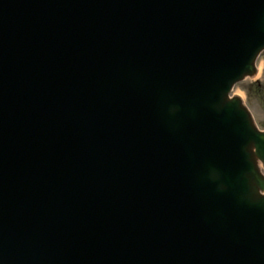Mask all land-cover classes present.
I'll list each match as a JSON object with an SVG mask.
<instances>
[{"label":"water","instance_id":"95a60500","mask_svg":"<svg viewBox=\"0 0 264 264\" xmlns=\"http://www.w3.org/2000/svg\"><path fill=\"white\" fill-rule=\"evenodd\" d=\"M77 1L83 9V13L82 17L76 22L70 17L72 16L71 11H75L73 4ZM227 1L213 0L214 6L223 8L222 14L226 22H228V19L224 3ZM177 2L178 0H152L151 3L145 2V8L142 10L149 12L152 16L153 14L163 15L159 19L165 22L164 25L167 24L168 28H165L164 25H157V28L165 31L174 30L171 38L172 42L179 40V38L182 39L183 44L174 42L172 44L173 48L166 50L165 46L167 44L158 35L153 36L155 40H150L147 37L139 41H133L132 33H127L131 26L121 16V5L129 7L128 4H130L139 8L141 6L140 0H0V162L7 159V148L9 146L16 147L18 144L17 140L14 144L5 145L11 139L9 137V127L17 123L21 124L24 121H27V123L20 129L21 140L24 138L37 145L42 143V149L52 145L47 150L51 153V160L47 163V167L50 168L55 178L64 181L77 182L84 178L81 183L87 185L86 181L88 182L87 178L81 177L76 170L68 169L64 165L61 155L66 149L71 151L67 153V157L72 162L79 161L84 164L81 174L90 167L94 170L93 174H97L99 177H104L111 167L113 172L117 164L124 167L127 162L117 160L124 156L126 152L135 149L139 142H143L146 146V148L144 147L145 157L152 155L147 140L151 137L161 138L164 128H167L170 124H174L179 128L180 126L176 125L175 121L182 113V109L178 107V102L175 99H172L171 103L161 101V109L163 110V112H160L161 121L149 122L152 117H155L154 114L149 113L145 119L142 118L141 114H139L140 117L135 112L138 104L133 95L143 99V103L148 102L149 97L145 94L146 88L138 90L137 87L140 85L138 80L148 79L147 82L154 83L152 86L154 89L156 86L164 85L158 83L162 82L163 77L166 78V73L174 75L176 71L174 83L167 85V88L180 95L187 81L192 82L196 75H199L198 73L196 75L189 73L190 66L189 71L170 67V65L175 64L172 63L173 60L177 61L189 57L188 54L182 55L181 45L189 51L191 56L196 48V43H198L197 38L186 34L183 36L177 27L179 23V11H175ZM236 3L237 0H231L232 5H236ZM244 3L243 12L238 16L236 24H230L229 32H220L218 39L228 37L229 34L238 36L226 41V44L232 47L231 51L235 50V54L233 55L231 51L221 47L223 51L221 57L230 56L232 62L220 66L221 77L214 85L220 87L219 103L217 104V98H215V102L203 104L206 109L202 111V115L205 125L208 126L214 119L215 107H219L222 112L225 110L231 111L229 113L231 121L227 123L226 129L229 130L227 134L233 139L231 141L233 152H236L238 146L245 144L239 131H243L245 126H248V129L249 126H253V129H249L252 132H247L248 140L252 137L247 150H249V153L252 152L250 160L252 163L254 162L255 168L249 171L248 175L243 174V172L240 173V180L244 179L241 182L248 184L249 181L247 180L250 178L249 184L257 186L258 183L262 184L264 182V175L261 172L260 165H258L260 161L264 165V131L257 128L242 99L239 96H229L232 85L247 76L253 77L256 75L255 62L257 54L264 49V0H244ZM85 8L88 9V12ZM252 9L256 10L258 16L255 23H252L250 18ZM208 12L202 6L196 9L193 8L190 11L194 16L207 17ZM91 17L104 22L103 30L105 33L104 36L98 34L99 41L95 48V54L91 56L92 64L88 67L86 63L79 62L80 58L76 54L78 52L73 57L61 38L63 37V30L79 31L81 28L78 23L82 24L83 21ZM192 19L196 30L206 29L207 19L202 17ZM70 22H74L76 25L72 23L71 26ZM131 23L134 26L132 21ZM148 29L152 34H156L151 28L148 27ZM106 32L109 37L118 38L121 41L126 35V40L130 45L124 47L122 42H118L117 45L112 44L110 50L101 49V45H106L105 41L108 40L105 37ZM235 32H238V35H235ZM25 35L27 37L23 41ZM29 45L34 46V48L30 47L33 49L32 53L34 54L32 60L28 57H21L16 61L9 60V54L17 55L24 46ZM51 50L55 52L53 59L48 58V52ZM240 51H243L247 57L241 63H239L237 57ZM177 54L179 55L176 56ZM46 60L48 64H45ZM52 60L54 61L52 62ZM46 80H49V82ZM53 82H57V88L52 87L51 89L48 85ZM17 86H20L18 97L10 96L11 91L16 95L18 94L15 90ZM76 86L79 88H75ZM71 90H73L74 95L79 97V101L84 103V106L88 109L92 108L90 111L94 110V114L89 118L86 128L80 127L72 130L76 124L75 119L81 112L74 110L72 113L74 105L70 103L72 101ZM189 91L187 99L184 101L189 106H187L188 111L194 115L197 113L198 108L194 107L195 103L198 102L199 105L201 103L198 101V96L194 95L193 89L191 88ZM206 92L210 93L209 91ZM220 100L223 101L222 104ZM21 102L25 105V111L33 109L42 113L40 117H44L41 123L43 131L35 129L33 123L32 125L28 124L30 123L29 120L23 119L25 117L23 113L16 110L17 107L21 109ZM60 108H62L61 111ZM217 117L221 120L222 114H218ZM49 127H54L55 132L44 131ZM103 132L111 134L107 136L103 135ZM65 133L67 134L64 136ZM236 133L238 136H235ZM116 144H125L126 146L116 153ZM133 144H135V147H130ZM53 150L54 153H52ZM74 153L79 158H76ZM246 159V162L249 163V157ZM178 161L183 162L184 160L180 158ZM241 162H243V159L240 160ZM102 164L104 167L101 172L99 169ZM5 166L6 162L2 166L0 165L2 168ZM122 169L119 168V170ZM10 170H15L16 176L13 179L16 183L15 185L12 184L14 188L8 189L9 191L3 194L2 197L13 196L15 202L19 203L23 200L22 197L27 199L32 190L31 184L29 183L26 188L24 187V175L13 164L10 165ZM184 183L186 185V182ZM189 185L188 187L192 188V185ZM255 186H253L254 190L250 194L255 205L253 210L261 216L264 222V195H260ZM2 190L3 192L6 191L5 188H2ZM137 190L139 192V189ZM260 190L262 189L260 188ZM91 191L93 189L84 191V196L89 197L87 200L81 201L82 204L80 205V212L82 210V213L88 211V217L81 216L79 219L78 210H67L66 208L69 206L60 203L61 201L67 202L69 199L78 200L76 198L67 197L52 206L54 208L53 214L59 217L66 227L59 230L54 229L53 234L61 235L66 245L69 243L73 248H77L85 241L86 234L84 231H86L93 238L92 244L97 247L90 246V252L93 251V255H98L95 264H99V262L102 264H122L107 255L106 259L102 258L103 253L110 252L101 248V245H113V242L106 240L107 237L129 238V236L124 237L126 234H122L121 230L126 220L128 222L134 220L133 216H130L131 211H124L122 216L114 213L116 202H119L118 198L121 194L116 193L113 196L111 195L112 199L106 200V198H100L101 196L93 194ZM229 193L233 194L232 191H229ZM233 195L235 196V194ZM116 197L117 199L114 201ZM45 199L43 201L46 205L52 198ZM87 205L89 210L84 209ZM30 207L32 205H28V208ZM71 207L73 206L71 205ZM61 211H63L62 214H60ZM139 216H142V214ZM144 218L146 221L143 224L140 222V225H138L134 221L133 226L138 225L139 228L149 226L150 222L146 217ZM116 219H121V223L116 222ZM116 225L118 226L117 230ZM75 227L77 232L70 231V233L62 235L66 232L65 230ZM153 227L156 228V226ZM131 229L134 230L133 227ZM79 230H83V232H78ZM52 236L50 234L51 238ZM146 236H150V234L146 232ZM171 240V237H165L160 244L170 243ZM124 248L126 249V247ZM110 250L116 251L113 248ZM156 251H148L144 256H140L138 264H150L151 258L158 260L161 264V261L165 258L161 256L158 250ZM162 264H174L173 259L163 261Z\"/></svg>","mask_w":264,"mask_h":264},{"label":"bare ground","instance_id":"6f19581e","mask_svg":"<svg viewBox=\"0 0 264 264\" xmlns=\"http://www.w3.org/2000/svg\"><path fill=\"white\" fill-rule=\"evenodd\" d=\"M140 2H141V4H145V2L151 3L152 0H147V1L146 0L145 1L140 0ZM128 5H129V7L121 5V8H122L121 16L123 19H126L131 26V28H129L127 33H132V35L134 37L133 41H139L140 39L147 38V37H149L150 40H153V39L155 40V38L153 36H155L157 34H152L150 29H148L149 21L151 20L150 24L154 28H157V25H164L165 24V22H163L162 20L159 19L163 15H156V14H153V16L152 15H146V14L142 13V10L144 7L142 8V6H140L139 8H137L134 5H130V4H128ZM73 6L75 7V11L74 12L71 11L72 16L70 18L77 22L82 17V13H83L82 10L83 9L79 6L78 1L74 2ZM200 6H202L205 11H209L207 13V15H211L214 18L215 25L218 27L219 32H221V33H223L224 31L229 32L230 23L226 22L224 20V15L222 14L223 8H218V6H214L213 0L211 1V3H210V0H178V2L176 4V8H175V11H179V16H178L179 23H178L177 27L179 28V30L183 36H184V34H186V35L192 36L194 38H197L198 43H196V48L194 49V52L192 53L191 56H190L189 51L183 45H181L180 51H181L182 55L188 54L189 57L185 58V59H181V60L178 59L177 61L173 60L172 63H175V64L170 65L171 68H179L182 70L189 71V65H187V62H189L190 60H193V59H202L203 61H205V59H207L211 62V64L213 66L226 65L229 62H232V58L230 56L220 57L218 48L222 47L227 51H231L232 47L229 46L228 44H226V41L231 40L233 38H236L238 36H231V34H229L228 37H225V38L223 37V38L219 39L218 41H214V40H210V39L204 40L203 37L208 35V33H206L207 30L206 29L196 30L195 25L193 24L192 18L197 19V17H202V18L207 19V16H201V15H195L194 16L192 13H190V11L193 10V8L196 9ZM85 10H86V12H88L87 8H85ZM240 14L241 13H239V15ZM238 16H237V18H238ZM250 18L252 20V23H255V21L257 20L258 16L256 14L255 9H252L251 14H250ZM131 21L134 23V26L131 23ZM72 23L74 24V22H70L71 26L73 25ZM74 25H76V24H74ZM164 27L168 28V25L166 24V25H164ZM218 29L212 28V31H218ZM240 30H241V28H240ZM97 32H98L99 36H104L105 32L103 29H98ZM249 33H251V32H249ZM68 34H69V36L64 39V43H70L74 39V34L72 32H69ZM235 35H238V32H235ZM105 37L108 40L105 41L106 45H101V49H103V50H110V46L112 44L117 45L118 42H122L124 47L130 45L126 40V38H127L126 35L124 36L123 41H121L118 38L113 39L112 37H109L107 35V32L105 34ZM75 40L77 41L78 37ZM169 42H170V44H167L165 46L166 50L173 48L172 44L174 42H176V43L180 42V44H183L181 38H179V40H176L174 42H172L171 40ZM237 57H238L239 63L243 62L247 58L243 51H240L237 54ZM259 71H260V67H259ZM129 73H131V71H129ZM147 81H148V79H146V78H143V80L139 79L138 83L140 85L137 87L138 90L141 88L142 89L146 88L147 89L145 92L146 95L150 96L153 93H156L159 89L160 90L163 89L160 87L158 90L155 91L152 88L154 83L147 82ZM157 82H158V80H157ZM165 82H167V79L165 77H163L162 82H160L158 84H160V85L163 83L165 84ZM169 82L171 84L174 83V81H172V80H169ZM166 87H167V85H166ZM15 90H17L18 94L16 95L14 92L11 91L10 96L18 97L20 86H17L15 88ZM212 90H214V89H212ZM16 105H18V104H16ZM16 110L17 111L20 110V112L23 113V116H25V118H23V119H28L30 122L28 124L32 125V123H33L35 129L41 130V131L43 130L41 123L44 120V117H40L34 112L25 111L26 109L22 110L19 107H17ZM127 110H129V109H127ZM79 122L82 125V124L86 123L87 120H85L84 118H81V119H79ZM26 123H27V121L26 122L24 121L21 124L17 123V124L10 126L9 127V137L11 139L13 137H21L20 129ZM249 129H253V126L252 127L249 126ZM249 129H248V126H245L243 131H239V133L242 134L241 139L245 142V144L241 146V150L239 151V156L236 153L234 154L233 152L228 151V150H226L227 153H225V152L219 153V160H225L227 155H228L227 158H230V159H233V157H235V160L233 162H228V163L225 162V165L227 167L220 165L214 169L203 170L206 172L204 173V175H201V173H200L199 178L197 177V173H192L190 176L195 180L198 179L201 182V185H204V182H208L210 180L212 174L216 175V176H218V175L220 176L222 169H229V172H232L233 170H238V174H237L236 179H231L230 181H228V183L226 185L221 184V181H219L217 183V185L222 186L223 188H225L228 191H232V193L235 194V196L238 199H240V202H239L240 207H243V205H245V206H250V207L252 206L253 208H255L254 201H252V198L250 197L252 190H254L253 186H255V184L254 185L249 184L251 181L250 178H249V180H247V181H249L248 184H243L240 180V170L241 171L243 170V174L248 175L249 171H252V169L255 168L254 162L252 163V161L250 160V157H252L251 156L252 152L249 153V150H247V149H249L248 147L250 145V140L252 139V137H251L248 140L245 137V136H247V132L250 131ZM250 132H252V131H250ZM208 133L210 136H212V138H209L207 140H209L210 142H214L216 140V139H214V136L217 135V131L214 129H208ZM102 134L108 136L111 133L103 132ZM227 135H228L227 131H225L218 138L222 139V138H225ZM235 136H238V134L236 133ZM166 140H168V141L170 140V142L168 143ZM166 140H164L162 142H167V146L170 147L171 149H173V151L175 152L177 147H178V143L172 138V136L171 137L169 136V138H167ZM62 142H63V140H62ZM21 144L23 145L22 149L17 148V147L12 148V146H9L7 148V151H9L11 148L10 152L7 153V160L10 163H13V161L18 157L19 166H17V168L20 171L24 170L25 168H33L36 171H41L47 165V163L51 160V158H50L51 153L47 150H49L52 147V145L48 148L47 147L43 148L47 152L46 151L42 152L41 150H43V149H34V147H37L38 145H34L33 143L27 141V139L23 138ZM174 145L177 147H174ZM141 148H142V146L140 147V149L135 147L136 153L132 154V157L130 159L131 161H133V159L136 157H139V158L145 157V154H144L145 148L143 147L142 150H141ZM223 148H225V147H222L219 149H223ZM207 149L208 150L209 149L215 150L213 147H207L205 149L204 148L197 149L195 152V161H192V160L191 161H187V160L185 161V162H187V169H186V170H188L187 174L191 171V168H193L195 166L194 162L201 164V161L203 159V155L205 153V150H207ZM7 151H5V152H7ZM70 152L71 151L66 149V151H63V153L61 155V158L63 160L64 165L68 169L76 170L77 173L81 177H85L88 180V182L86 181L87 185H84V186L81 182L78 181L77 191H76L77 193L78 192L82 193V191H85L87 188L88 189L92 188L91 185L93 184L94 190L91 191V193H93V194L95 193V194L101 196L100 198H103V199L106 198V200H110V199H112V196L115 193L121 194L120 186L118 188H116L115 186H112L110 183V182L113 183L112 179L106 177L108 173H106L105 176L101 178L97 174L94 175L93 174L94 170L89 167L87 171H85L84 173L81 174V170L83 171L84 164L82 162H79V161L76 163L72 162L69 159V157H67V153H70ZM74 156L76 158H79V156L76 153H74ZM247 157H249V163H246ZM242 159H243L244 165H243V168H240L239 162ZM69 163H71V164H69ZM258 165H260V167H264L262 161H260V163ZM103 167L104 166L102 164V167L99 169L101 172L103 170ZM263 170H264V168H263ZM14 171L15 170H7V172H6L7 176H5L6 182L8 181V179L12 180L16 176ZM155 175L157 176L158 173L155 172ZM263 175H264V172H263ZM139 179L142 180L141 176H139L136 180H134V183L137 184V181ZM103 180L106 181L105 182L106 186L103 184ZM214 185H216V184H214ZM195 186L198 187L199 185H195ZM263 186H264V182L262 184L258 183V185L255 186V188L257 190H259V192H260L259 194L262 196L264 195V187ZM152 187H153V185L151 184L147 187L146 190H151ZM260 188L262 190H260ZM204 191L206 192V189ZM123 192L126 193L125 190ZM131 192H136V191H131ZM147 192L150 193V191H147ZM141 194L142 193H137L134 196L135 199L131 198V200L132 201L136 200L137 197H139ZM73 195H76V194H73ZM78 196L79 195H77V197ZM203 196H205V194H203ZM211 208L214 210L213 206ZM215 211H217V210H215ZM218 213H220V212H218ZM248 213L249 214L247 216V221L244 225L241 226V229L245 225H247V227L251 225V228L256 230V232L264 238V222H263L261 216L258 215L257 212H254V210H253V212H248ZM25 214H26V211H24V210H20L19 212L14 213L13 224L15 223V220H17L20 217H23ZM196 218L198 219V221L196 222V224H197L196 227H191V229H190V232L192 231V233L183 235L184 240L187 241L191 245L192 249H197V247L200 245V240H196L197 241L196 244L193 245V240H195V236H197L199 234L204 236L209 229H212V231L215 232L213 227L206 225L207 220L204 217V212H202L200 214L198 213ZM236 221H237V223H240L242 221V218L239 216H236ZM117 228H118V226L116 225V230H117ZM0 240L4 241L3 244H5V243L7 244V247L5 246L4 250L7 251L8 249L9 250L14 249V241H10L7 237L3 239L2 236H1ZM185 246L189 247V245H185ZM95 247L96 246H94L93 248H95ZM209 248H210V246H209ZM212 249H216V250H213V253L210 254L211 258L213 259V262H217V260H218L220 262V264H229L228 260L232 259L233 261H235L236 259H238V258H230L229 256L225 255V253L219 247L212 248ZM169 252L171 254L173 253V251H169ZM122 255L123 256L126 255V251H124ZM101 257L106 259V255L104 253L102 254ZM108 264H111V263H108Z\"/></svg>","mask_w":264,"mask_h":264},{"label":"rangeland","instance_id":"374dc122","mask_svg":"<svg viewBox=\"0 0 264 264\" xmlns=\"http://www.w3.org/2000/svg\"><path fill=\"white\" fill-rule=\"evenodd\" d=\"M258 66L260 67L258 75L237 84L234 92L242 97L258 126L264 129V51L258 59Z\"/></svg>","mask_w":264,"mask_h":264}]
</instances>
